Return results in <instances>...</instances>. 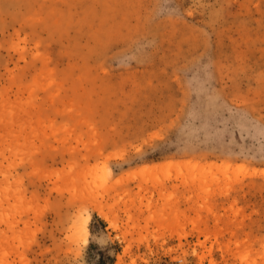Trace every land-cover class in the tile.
I'll return each mask as SVG.
<instances>
[{"label":"rangeland","instance_id":"374dc122","mask_svg":"<svg viewBox=\"0 0 264 264\" xmlns=\"http://www.w3.org/2000/svg\"><path fill=\"white\" fill-rule=\"evenodd\" d=\"M0 264H264V0H0Z\"/></svg>","mask_w":264,"mask_h":264}]
</instances>
